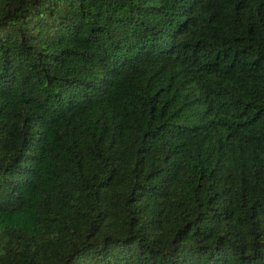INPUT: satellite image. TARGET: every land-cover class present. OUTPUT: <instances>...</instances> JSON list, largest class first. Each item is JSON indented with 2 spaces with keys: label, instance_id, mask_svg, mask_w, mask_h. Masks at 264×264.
Returning <instances> with one entry per match:
<instances>
[{
  "label": "trees",
  "instance_id": "16d2710c",
  "mask_svg": "<svg viewBox=\"0 0 264 264\" xmlns=\"http://www.w3.org/2000/svg\"><path fill=\"white\" fill-rule=\"evenodd\" d=\"M0 264H264V0H0Z\"/></svg>",
  "mask_w": 264,
  "mask_h": 264
}]
</instances>
